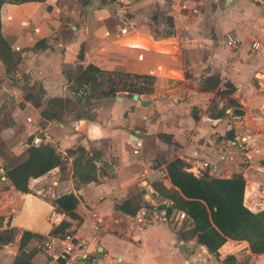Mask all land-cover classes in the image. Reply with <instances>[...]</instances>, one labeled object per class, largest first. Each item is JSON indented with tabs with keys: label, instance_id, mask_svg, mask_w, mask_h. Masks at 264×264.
I'll use <instances>...</instances> for the list:
<instances>
[{
	"label": "crops",
	"instance_id": "0c3cea01",
	"mask_svg": "<svg viewBox=\"0 0 264 264\" xmlns=\"http://www.w3.org/2000/svg\"><path fill=\"white\" fill-rule=\"evenodd\" d=\"M103 4L100 0L0 1V33L14 52L13 60L0 56V228H17L12 240L0 242V264H12L23 228L41 234L27 242L28 249H34L32 264H261V0ZM227 32L233 40H228ZM130 33H146L154 42L130 44L125 42ZM253 40H258L257 46H252ZM89 62L97 66L96 80L114 93L92 96L94 101L85 111L67 110L60 119L43 116L41 109L49 97L84 98L73 77L79 65ZM210 75L220 79L207 87L205 77ZM134 76L136 81H130ZM225 81L231 82L230 91ZM217 92L225 93L221 96L225 105L223 98L212 103ZM227 97L240 104V116ZM146 98L149 102L142 103ZM244 129L250 133L245 146H228L225 157H220L227 132ZM36 135L52 143L63 162L40 175L25 176L13 167L26 157L28 138ZM78 145L83 154L66 150ZM175 156L183 158L189 170L196 163L202 165L199 171L192 170L195 173L228 176L240 171L245 178L243 201L253 213L218 246V254L190 233L191 218L178 210L168 215L162 207L170 203L167 194L175 188L165 163ZM75 157L81 164L92 157L96 170L80 178L74 171ZM18 181L23 182L21 187ZM66 191L78 196L76 211L81 219L55 205L53 198ZM130 195L158 207L147 209L140 222L137 211L115 207ZM54 213L59 220L67 219L68 228L82 240L69 255L57 259L43 245L54 226ZM204 221L211 223L208 214ZM227 254L231 256L223 260Z\"/></svg>",
	"mask_w": 264,
	"mask_h": 264
},
{
	"label": "trees",
	"instance_id": "16d2710c",
	"mask_svg": "<svg viewBox=\"0 0 264 264\" xmlns=\"http://www.w3.org/2000/svg\"><path fill=\"white\" fill-rule=\"evenodd\" d=\"M81 52L82 49L80 48V55ZM13 54L14 52L0 33V56L4 61L8 56L13 60ZM13 63L12 61L11 64ZM96 69V64L92 62L77 67L73 78L78 86H82L79 93L80 97L86 98L88 96L86 87L91 89L89 95L91 92L93 94L97 93L96 95L114 93L113 90L109 89L98 92L93 91L96 84L94 74ZM219 79L217 75L207 76L205 77V85L207 87L215 86ZM225 84L228 86L226 90L230 91L232 89L231 82L225 81ZM75 100L69 96L49 97L45 106L41 109V113L46 118L60 119L66 108L74 106ZM227 100L228 103L234 105V113L238 115L243 113L237 101L231 97H227ZM36 103L38 102L36 101ZM194 116H196L195 113ZM227 134L228 136L232 135L231 132H227ZM25 150L26 157L17 161L13 167L25 176L40 175L54 165L63 162L61 152L49 142L40 141L34 143L32 142V137H30ZM66 150L68 152L77 150L81 154L84 153V149L80 145L75 148H67ZM262 162H264V159ZM73 164L75 166L74 171L78 172L80 178H87L96 170L92 157L85 158L82 164L79 157H75L73 158ZM187 165L188 163L180 156H175L165 163L167 174L175 188L167 194L170 203H163L162 207L168 215L173 210H178L185 214L186 217L191 218L193 225L190 233L195 234L197 241L205 244L209 251L218 254V246L228 236L233 235L253 213L252 209L243 201L245 178L240 171H235L228 176H217L205 171L195 173L189 170ZM22 183L19 182L17 185L21 187ZM22 188L24 190L27 189L26 186ZM53 201L68 216L81 219L76 211L78 196L75 192H62L56 195ZM141 206H145L146 209L158 207L157 205L143 202L134 195H130L115 203V207L128 213H135ZM206 214L209 215L211 220L209 224L204 221ZM1 221L2 217L0 215V224ZM69 224L70 222L67 219L62 218L52 227L50 233L62 234L69 230ZM16 231V227L0 228V242L12 240ZM33 236L40 237L41 234L27 228L21 229L17 253L13 258L12 264H32L30 257L34 249H28L27 242ZM229 256L231 255L227 254L223 260H226Z\"/></svg>",
	"mask_w": 264,
	"mask_h": 264
},
{
	"label": "built area",
	"instance_id": "2783aa9c",
	"mask_svg": "<svg viewBox=\"0 0 264 264\" xmlns=\"http://www.w3.org/2000/svg\"><path fill=\"white\" fill-rule=\"evenodd\" d=\"M261 3L264 5V0H261ZM228 40H233V36L231 33H226ZM258 40H253L252 45L257 46ZM241 114H239L240 116ZM240 121L243 119L240 118ZM250 137V133L246 131L245 129L240 131L239 133L232 134L224 139L222 147L220 148L219 156L225 157L228 151V146H234L237 148H243L245 144L248 141V138ZM32 141L34 143H38L41 141V138L39 136H34ZM207 161H203V164H206ZM202 165L200 164H194L191 166V169L193 171H199L201 169ZM189 168V167H188ZM147 209L145 206H141L137 210L136 218L138 221H143V216L146 213ZM52 221L54 222V225L59 222L58 216L54 213L52 215ZM82 240L79 238V236L76 234L75 231H72L71 229L65 231L62 234L58 233H49L45 236L43 240V245L45 247V250L47 254L53 258H61L66 257L73 251V249L78 246ZM261 264H264V260L261 261Z\"/></svg>",
	"mask_w": 264,
	"mask_h": 264
},
{
	"label": "rangeland",
	"instance_id": "374dc122",
	"mask_svg": "<svg viewBox=\"0 0 264 264\" xmlns=\"http://www.w3.org/2000/svg\"><path fill=\"white\" fill-rule=\"evenodd\" d=\"M104 1H112V0H100V5L101 6H104V4H103ZM166 31H170V30L167 28ZM146 41L150 43L151 41L154 42V39H152L151 37H149L148 35H146V33H132V34L130 33L129 38H126V41L125 42H128L130 44L140 43V45H143L141 43H143V42L146 43ZM155 41H157V40H155ZM118 78H119V74L114 75V80L117 79L115 81V83H119L120 82V80ZM129 78H130L129 79L130 81H136L135 76L134 77H129ZM103 80L105 81V78ZM103 85H104L103 82H102V85H101L99 83V80H96L95 88L93 89V91L98 92V91L105 90L103 88ZM85 89H88V91L86 92L88 96L86 98H83L82 100L81 99H76L75 100V103H74V106L69 107V108H66L65 111L72 110L73 109L74 112L75 111L81 112L82 110L85 111V110L88 109V107L90 106V104L92 103V101H94V100H92L93 99L92 96H96L97 93L93 94L91 92V94L89 95V91H91V89H89V87H86ZM83 94H85V93H83ZM224 94L225 93L217 92L216 97L214 96V98H212V103L218 101V99H220V98H223V103L225 105V98L224 97H221V96H224Z\"/></svg>",
	"mask_w": 264,
	"mask_h": 264
},
{
	"label": "water",
	"instance_id": "95a60500",
	"mask_svg": "<svg viewBox=\"0 0 264 264\" xmlns=\"http://www.w3.org/2000/svg\"><path fill=\"white\" fill-rule=\"evenodd\" d=\"M132 96H133V98H137L138 93H137L136 91H134V92L132 93ZM141 102L144 103V104H146V103L149 102V100L146 98V99H142Z\"/></svg>",
	"mask_w": 264,
	"mask_h": 264
}]
</instances>
